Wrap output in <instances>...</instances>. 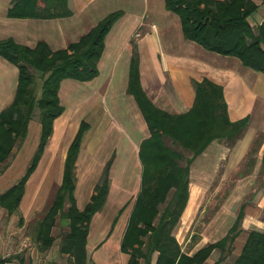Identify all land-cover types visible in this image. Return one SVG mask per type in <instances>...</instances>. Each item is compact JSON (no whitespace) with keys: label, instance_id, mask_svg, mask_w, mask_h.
Segmentation results:
<instances>
[{"label":"crops","instance_id":"obj_1","mask_svg":"<svg viewBox=\"0 0 264 264\" xmlns=\"http://www.w3.org/2000/svg\"><path fill=\"white\" fill-rule=\"evenodd\" d=\"M254 1L258 4V9L252 14L254 20H251V15L249 21L256 28L264 21V3L262 0ZM11 6L12 0H0V39L11 38L32 48L39 42H46L52 50L63 49L79 41L108 14L119 10L123 12L105 38V48L98 62L99 75L91 81L83 82L72 78L62 81L59 96L64 112L55 119L53 133L36 170L26 184L27 188L33 179L41 190L51 187L50 181L47 182L48 171H56L55 165L60 160L65 165L69 146L80 123L86 121L89 129L83 137L76 162L75 196L80 209H84L90 201L111 158L112 165L106 203L94 214L90 223L84 264H127L129 258L122 252L121 243L141 189L143 165L140 146L150 136L149 127L137 101L127 91L135 47L140 58L142 87L158 107L170 113L187 112L196 99V82L209 79L223 87L231 121L249 117L247 130L235 145L213 141L193 161L189 200L173 230V235L182 247L189 238L199 209L197 192L203 194L204 187L215 178L219 170L227 173L233 171L245 158L248 162L251 146L259 137L264 138V73L244 66L236 57L208 51L198 43L185 39L180 17L166 8L165 0H69L72 15L54 19L10 17L8 12ZM18 77V67L0 56V113L14 100ZM63 98L71 99V110H78L84 116L72 130L68 129L69 110L63 104ZM36 110L39 108L35 112ZM35 112L24 140L28 144L31 141L30 128L34 123L37 124ZM32 140L33 147H37L29 163L38 148L40 137L38 141L36 136ZM258 156L260 160L253 159L250 168L264 172V141L258 150ZM3 173L0 174V195L23 176L12 183L9 179H2ZM249 179L251 176L239 180L238 185H246ZM26 190L19 209L24 207ZM82 193L86 195V202L80 200ZM127 204L130 205L126 208ZM244 205L241 232L235 240L240 253L252 230L264 231V185L256 189L253 200ZM109 206L116 208L111 222L105 211ZM2 211L6 210L0 206V213ZM116 233L117 248L102 255L103 258L96 257L95 251L106 242L110 244ZM63 239L59 244L54 236L52 244L42 250L36 233L38 249L44 258L34 261V264L40 260L44 264H74L73 256L61 251ZM203 242L202 246L189 254H194L211 241ZM91 244L96 246L93 253L87 248ZM0 261L30 264L31 260L25 255L10 254Z\"/></svg>","mask_w":264,"mask_h":264},{"label":"trees","instance_id":"obj_2","mask_svg":"<svg viewBox=\"0 0 264 264\" xmlns=\"http://www.w3.org/2000/svg\"><path fill=\"white\" fill-rule=\"evenodd\" d=\"M165 6L180 17L185 39L208 51L236 57L244 66L264 73V21L256 28L249 21L258 9L254 0H165ZM8 15L54 19L68 17L72 10L69 0H12ZM122 15L121 10L108 14L79 41L58 50H52L46 42L32 48L11 38L0 39V56L19 69L14 100L0 113V174L7 168L5 164L17 145L26 139L36 108L40 110L41 121L40 142L25 174L0 195V206L9 215L19 211L27 181L53 133L54 121L64 112L59 96L62 81L66 78L91 81L99 75L98 62L105 48V38ZM134 49L127 91L137 101L150 136L140 146L141 189L121 250L129 256L127 264L143 261L145 264H204L215 250L225 253L233 249L241 232L245 205L221 239L207 243L194 254L183 251L173 230L189 200L191 165L213 141L235 145L245 134L250 119L231 121L223 87L209 79L196 82V99L187 112L170 113L158 107L142 87L140 58L136 47ZM36 72L42 78L40 95L36 90ZM88 129L89 124L83 120L69 146L62 182L37 228V240L41 249L46 250L54 241L52 230L60 216L69 225L61 251L73 256L74 264H84L91 220L104 207L110 188L112 158L90 201L84 209L78 207L76 162ZM232 264H264V231L249 233Z\"/></svg>","mask_w":264,"mask_h":264},{"label":"rangeland","instance_id":"obj_3","mask_svg":"<svg viewBox=\"0 0 264 264\" xmlns=\"http://www.w3.org/2000/svg\"><path fill=\"white\" fill-rule=\"evenodd\" d=\"M250 18L254 20L253 15ZM35 74L38 77L36 90L37 94L40 95L42 78H40L39 72ZM77 98L76 96L75 99ZM63 104L69 110L67 123L68 129L72 130L74 125H79L84 116L78 110L75 111L73 108L71 110V99L68 100L66 98L65 100L63 98ZM35 113V122L38 125L34 123L33 127L30 128L31 141L29 144L24 141L22 144L17 145L5 164L7 168L3 173L2 179H9L12 183H16L25 172L26 167L29 166L34 149L37 147V145L33 147L34 140L32 139L36 136L38 141L41 131L40 110H36ZM263 141L264 138L261 136L253 143L249 150L248 162L245 158L233 171L227 173L224 170H219L215 178L204 187L203 194L197 192L199 209L193 220L190 234L188 235L189 238L182 246L185 252L193 253L195 248L204 244L203 240L212 242L225 236L233 225L241 206L251 202L254 198L255 190L262 188L264 185V172L262 170H252L250 164L253 159L260 160L258 150L262 146ZM55 169L56 171H48L47 182L50 181L49 186L51 187L41 190L32 179L26 188L24 207L20 208L14 215H9L7 211L0 213V260L7 258L10 254L13 256L25 255L31 260L30 264H34V261L44 258L38 249L39 243L36 240V233L38 225L52 205L62 181L64 166L61 160L56 163ZM247 176H251L250 181L246 185H238L239 180ZM92 183H94V180ZM80 200L85 201L86 195L82 193ZM129 205L127 204L126 208ZM114 209L116 208L112 206L105 209L110 222L114 216ZM68 231L69 225L58 216L52 234L59 241V244ZM115 235L110 244L106 242L95 251L96 257L100 256L103 258L102 255L105 256L106 253L113 252L117 248L118 235L117 233ZM93 246L94 244H91L90 247H87L90 253H93L96 247ZM239 253L240 251L234 243V247L230 252L222 253L220 250H216L204 264H215L218 260H221V257L223 259L218 264H232ZM119 255L122 257V254L119 253ZM142 264H145V262L143 261Z\"/></svg>","mask_w":264,"mask_h":264},{"label":"built area","instance_id":"obj_4","mask_svg":"<svg viewBox=\"0 0 264 264\" xmlns=\"http://www.w3.org/2000/svg\"><path fill=\"white\" fill-rule=\"evenodd\" d=\"M0 264H11L9 262L6 261H0ZM37 264H44L42 260H40Z\"/></svg>","mask_w":264,"mask_h":264}]
</instances>
